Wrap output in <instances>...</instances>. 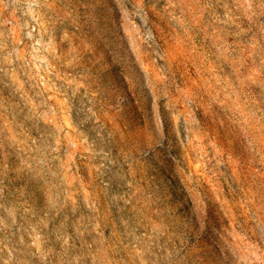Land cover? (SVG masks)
Segmentation results:
<instances>
[{"label": "rangeland", "instance_id": "374dc122", "mask_svg": "<svg viewBox=\"0 0 264 264\" xmlns=\"http://www.w3.org/2000/svg\"><path fill=\"white\" fill-rule=\"evenodd\" d=\"M0 264H264V0H0Z\"/></svg>", "mask_w": 264, "mask_h": 264}]
</instances>
